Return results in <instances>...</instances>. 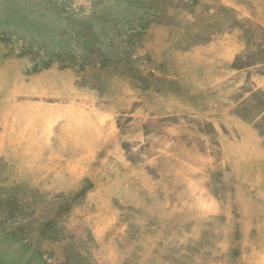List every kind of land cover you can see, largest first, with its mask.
Listing matches in <instances>:
<instances>
[{"label": "rangeland", "instance_id": "374dc122", "mask_svg": "<svg viewBox=\"0 0 264 264\" xmlns=\"http://www.w3.org/2000/svg\"><path fill=\"white\" fill-rule=\"evenodd\" d=\"M0 264H264V0H0Z\"/></svg>", "mask_w": 264, "mask_h": 264}]
</instances>
